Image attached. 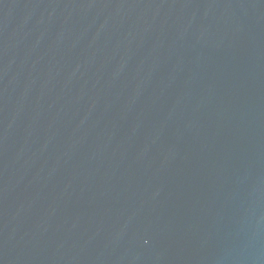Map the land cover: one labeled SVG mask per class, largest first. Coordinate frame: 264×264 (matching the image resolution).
Wrapping results in <instances>:
<instances>
[{
  "label": "water",
  "instance_id": "water-1",
  "mask_svg": "<svg viewBox=\"0 0 264 264\" xmlns=\"http://www.w3.org/2000/svg\"><path fill=\"white\" fill-rule=\"evenodd\" d=\"M0 264H264V0H0Z\"/></svg>",
  "mask_w": 264,
  "mask_h": 264
}]
</instances>
